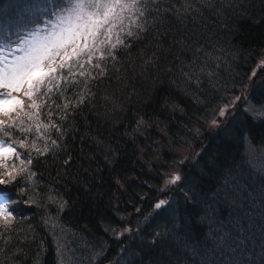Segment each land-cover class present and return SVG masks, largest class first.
Wrapping results in <instances>:
<instances>
[{
    "label": "trees",
    "instance_id": "obj_1",
    "mask_svg": "<svg viewBox=\"0 0 264 264\" xmlns=\"http://www.w3.org/2000/svg\"><path fill=\"white\" fill-rule=\"evenodd\" d=\"M58 2L0 0V36L54 23ZM140 8L139 35L115 59L94 58L103 76L86 64L96 79L77 72L79 83L53 92L47 110L59 130L36 140L49 151L37 155L27 133L29 147L19 150L33 161L29 191L13 225L27 224L18 239L4 231L0 264H23L12 251L25 240L38 250L25 251L32 264H264V179L242 155L264 146V120L239 107L210 124L264 56V0H143ZM248 96L264 103L263 92ZM40 121L49 123L46 107ZM187 131L199 147L191 158L177 148L147 151L161 134L185 143ZM174 174L180 180L163 186ZM159 199L169 203L155 210Z\"/></svg>",
    "mask_w": 264,
    "mask_h": 264
},
{
    "label": "snow or ice",
    "instance_id": "obj_2",
    "mask_svg": "<svg viewBox=\"0 0 264 264\" xmlns=\"http://www.w3.org/2000/svg\"><path fill=\"white\" fill-rule=\"evenodd\" d=\"M142 4L143 0H59L54 6L59 10L55 13L54 23L50 19L28 36L14 42L0 36V55L7 53L0 60V169H3L0 185L13 183L18 176L30 171L32 159L27 154L21 156L18 151V147H29L27 133H35L31 148L37 155L49 151L47 147L43 150L38 148L36 140L44 137L51 128L59 130V126L50 119L52 111L47 110L53 92L62 97L67 89L62 90L61 84L79 83L75 80L77 72L79 76L87 74L93 80L103 76L104 68L99 62L93 63L94 58L105 62L108 57L115 59V50L127 47L128 37L139 35L132 30V26L142 30V25L138 23L143 16ZM86 64L98 70L97 76L92 75ZM69 77L72 79L69 80ZM25 99L29 101L27 106ZM37 99L40 104H37ZM84 100L82 95L78 103L82 104ZM41 107H46L47 124L40 121ZM63 107L67 109L69 104L66 102ZM220 115H223V110ZM25 118L37 122L25 125ZM13 131L25 133L24 138L18 142L11 139ZM52 144L55 145L56 141L53 140ZM10 158L18 160L22 167L19 170L15 164L10 167L7 163ZM179 180L180 176L174 174L167 183L175 184ZM10 198L9 191L0 188V229H8L14 223L8 210ZM168 203L160 200L154 209L161 210ZM64 204L66 202L60 207L63 208Z\"/></svg>",
    "mask_w": 264,
    "mask_h": 264
},
{
    "label": "rangeland",
    "instance_id": "obj_3",
    "mask_svg": "<svg viewBox=\"0 0 264 264\" xmlns=\"http://www.w3.org/2000/svg\"><path fill=\"white\" fill-rule=\"evenodd\" d=\"M55 17V16H54ZM53 18V17H51ZM50 18V19H51ZM55 20V19H54ZM127 24V21L125 22ZM30 30L31 31H35L38 28V25H30ZM30 30L25 29L22 32H29ZM94 61V60H93ZM95 62V61H94ZM93 75V74H92ZM71 80L72 78L69 77ZM71 84V83H69ZM264 86V56L263 58H258L257 60H255V62L253 63L251 70L248 74L247 77V81L244 84V87L242 90H245L244 92H237L235 94H233L231 91L227 92L226 97H224V102L221 103L218 111H217V115L216 117L213 118V120L211 121V126L213 128H215L218 123L220 122H226L227 120H230L231 117L235 114H237V109L240 107L242 110H244L245 112H249L250 116L255 119V120H259V119H263L264 120V103H260L259 100L256 101L253 96H248L249 92L250 95H255L258 94V92H263L259 90V87ZM104 101L107 100L106 96H102ZM237 97H239V99H236ZM249 97H252L254 101H252L251 99H249ZM25 101L29 102L27 99H25ZM40 101V100H39ZM256 101V102H255ZM221 110H223V115H220ZM121 112L123 110L118 109V112ZM213 121H216L215 124H213ZM191 134H193L191 131H187L185 132L184 139H185V143H182L181 141L176 140H172L171 137H167L165 135H160L159 138H153L151 140V142L149 143V149L147 151H149L150 149H158L159 151L161 150L162 147H165L166 149H179L182 157L184 160L191 158V155L194 154V152H196V150L199 149V147H195L190 141L189 138H191ZM162 137H163V141H162ZM251 145V144H250ZM250 148L246 149L244 152H242L243 156L245 155V159L244 161H246V163L250 164L253 166V168L255 169L257 174H264V146L263 144L261 146H249ZM22 167V166H21ZM20 167L17 168V170H19ZM254 171V172H255ZM0 172H2V170H0ZM22 179V180H20ZM26 172L21 174L20 176L17 177V180L14 182L17 184V188H16V196L14 197V203H16V201L19 200V197L21 195V193L26 194L29 190H28V183L26 181ZM167 181H169L168 178L165 177V180H163V186L164 184L166 185ZM12 183L6 184L7 186H10ZM160 200L163 199H159L158 202ZM12 213V216L14 217V213ZM27 224L25 221H21L18 222L17 224L12 225L8 230L10 231V233H12L15 239H18V236H21L22 234V229H17V227L19 225H23V224ZM4 231H7V229H0V245L2 244V240L5 241L6 238V234L4 233ZM6 238V239H5ZM5 239V240H4ZM25 245L26 247H22L25 248L23 250H19L17 251H12L13 254H18L19 252H22V261H24L23 264H32L33 260H31V257H27V251L28 249H31L32 252H38V250H36V248H30L31 244H28L25 240ZM109 248L112 249V251H115V249L119 248V243H114V244H110ZM24 251V252H23ZM96 254V253H95ZM97 256V254H96ZM140 259V258H138ZM131 263H137V261L135 262H131ZM123 264H129V263H124Z\"/></svg>",
    "mask_w": 264,
    "mask_h": 264
}]
</instances>
